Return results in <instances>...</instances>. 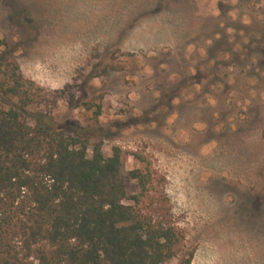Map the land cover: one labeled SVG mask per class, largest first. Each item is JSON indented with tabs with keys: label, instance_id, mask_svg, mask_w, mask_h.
I'll return each mask as SVG.
<instances>
[{
	"label": "rangeland",
	"instance_id": "374dc122",
	"mask_svg": "<svg viewBox=\"0 0 264 264\" xmlns=\"http://www.w3.org/2000/svg\"><path fill=\"white\" fill-rule=\"evenodd\" d=\"M0 34L64 92L32 122L91 126L167 176L186 234L167 264H264V0H0Z\"/></svg>",
	"mask_w": 264,
	"mask_h": 264
},
{
	"label": "trees",
	"instance_id": "16d2710c",
	"mask_svg": "<svg viewBox=\"0 0 264 264\" xmlns=\"http://www.w3.org/2000/svg\"><path fill=\"white\" fill-rule=\"evenodd\" d=\"M18 50L0 34V264H167L184 254L167 176L119 145L107 155L91 126L41 113L32 122L31 109L55 107L64 92L27 78ZM85 106L97 124L102 104ZM130 155L142 167L126 170Z\"/></svg>",
	"mask_w": 264,
	"mask_h": 264
}]
</instances>
